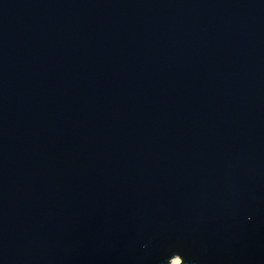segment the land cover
<instances>
[{"label":"water","instance_id":"1","mask_svg":"<svg viewBox=\"0 0 264 264\" xmlns=\"http://www.w3.org/2000/svg\"><path fill=\"white\" fill-rule=\"evenodd\" d=\"M264 264V0H0V264Z\"/></svg>","mask_w":264,"mask_h":264},{"label":"bare ground","instance_id":"2","mask_svg":"<svg viewBox=\"0 0 264 264\" xmlns=\"http://www.w3.org/2000/svg\"><path fill=\"white\" fill-rule=\"evenodd\" d=\"M171 264H179V259L177 257H174L172 260H171Z\"/></svg>","mask_w":264,"mask_h":264}]
</instances>
